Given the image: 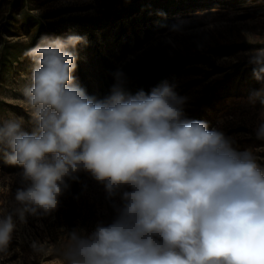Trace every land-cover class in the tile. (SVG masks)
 I'll return each mask as SVG.
<instances>
[{
	"label": "clouds",
	"instance_id": "9594fccd",
	"mask_svg": "<svg viewBox=\"0 0 264 264\" xmlns=\"http://www.w3.org/2000/svg\"><path fill=\"white\" fill-rule=\"evenodd\" d=\"M80 43L78 35L43 36L26 50L34 67L22 94L38 128L29 134L16 120L0 126L8 162L31 182L16 192L21 221L55 210L65 178L85 170L109 197L120 193L122 205L110 224L68 233L62 264H264V169L253 154L186 118L184 98L168 85L89 97L72 76ZM249 62L264 79V48ZM253 98L264 104V88ZM256 135L264 138V122ZM14 227L12 214L0 218V253Z\"/></svg>",
	"mask_w": 264,
	"mask_h": 264
},
{
	"label": "rangeland",
	"instance_id": "374dc122",
	"mask_svg": "<svg viewBox=\"0 0 264 264\" xmlns=\"http://www.w3.org/2000/svg\"><path fill=\"white\" fill-rule=\"evenodd\" d=\"M70 35L86 39L72 49L74 83L86 95L103 101L117 87L136 95L168 85L184 98L186 118L221 131L264 169V138L256 135L264 104L253 98L264 79L249 62L264 48V0H0V126L16 120L29 134L38 128L22 94L34 67L25 52L43 36ZM10 152L0 143V218L12 214L15 225L0 264H62L68 233L90 234L116 218L121 194L109 197L81 170L65 178L55 210L21 221L16 192L31 182L8 162Z\"/></svg>",
	"mask_w": 264,
	"mask_h": 264
}]
</instances>
